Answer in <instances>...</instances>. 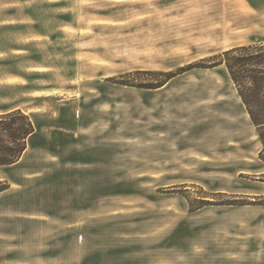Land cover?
<instances>
[{"label":"rangeland","instance_id":"1","mask_svg":"<svg viewBox=\"0 0 264 264\" xmlns=\"http://www.w3.org/2000/svg\"><path fill=\"white\" fill-rule=\"evenodd\" d=\"M262 40L264 0H0V110L35 126L0 262L264 264L262 144L214 65Z\"/></svg>","mask_w":264,"mask_h":264},{"label":"trees","instance_id":"2","mask_svg":"<svg viewBox=\"0 0 264 264\" xmlns=\"http://www.w3.org/2000/svg\"><path fill=\"white\" fill-rule=\"evenodd\" d=\"M221 64L256 129L262 144L259 158L264 162V40L224 50L214 65ZM34 131L31 116L21 108L0 110V166L20 159ZM259 199L258 204L264 205V193Z\"/></svg>","mask_w":264,"mask_h":264},{"label":"crops","instance_id":"3","mask_svg":"<svg viewBox=\"0 0 264 264\" xmlns=\"http://www.w3.org/2000/svg\"><path fill=\"white\" fill-rule=\"evenodd\" d=\"M32 135H33V134H32ZM32 135H31V136H32ZM31 136H30V137H31ZM26 150H27V148H26ZM26 150L24 151V153L26 152ZM2 193H4V191H3V190H0V194H2ZM3 232L5 233L6 231H3ZM0 264H6V259H4V262L1 261Z\"/></svg>","mask_w":264,"mask_h":264}]
</instances>
